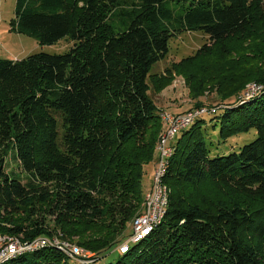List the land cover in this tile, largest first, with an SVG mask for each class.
Wrapping results in <instances>:
<instances>
[{
    "label": "trees",
    "instance_id": "1",
    "mask_svg": "<svg viewBox=\"0 0 264 264\" xmlns=\"http://www.w3.org/2000/svg\"><path fill=\"white\" fill-rule=\"evenodd\" d=\"M11 25L40 46L64 38L72 46L0 59V235L23 243L59 235L98 256L120 244L114 233L144 200L164 129L152 69L173 37L201 32L208 42L165 76L219 50L251 65L242 79L263 88L249 100L245 86L225 95L235 77L222 66L194 76L195 93L217 85L222 102L192 108L215 112L173 142L164 221L114 264H264V0H17ZM218 127V145L253 128L257 137L222 155L210 133ZM9 158L21 174L7 171ZM206 183L221 191L204 193ZM69 260L46 247L5 264Z\"/></svg>",
    "mask_w": 264,
    "mask_h": 264
},
{
    "label": "rangeland",
    "instance_id": "2",
    "mask_svg": "<svg viewBox=\"0 0 264 264\" xmlns=\"http://www.w3.org/2000/svg\"><path fill=\"white\" fill-rule=\"evenodd\" d=\"M16 2L17 0H0V59L21 60L29 55L37 53L65 54L70 50L72 44L68 42L67 38H64L52 45L40 46L35 39L26 35H22L16 31H12L11 22L15 18ZM171 7L176 13H179V8L174 6ZM117 23H120L123 26L122 21L119 20ZM117 23L113 21V26L117 27ZM207 42L208 38L201 32H183L172 38L168 57L165 61L155 65L151 72L152 74L155 73V76L152 79V83L150 85V95L155 101V104L158 106L160 112H168L178 115L194 108L196 103H201L204 104V106L209 107L218 106L222 102V96L220 94L221 90L217 85L209 84L203 93L197 94L193 90V84L196 82L194 76L196 77L197 74L209 76L214 71V69L218 68L219 66L231 68L233 73L232 76L235 77V83L227 88L225 95H228L229 93L231 95L237 90L243 89L245 86L243 92H240V96L242 97L247 87L250 84L255 83H249V78H246L245 80L242 79L246 77L245 72L252 67L251 65L248 63H242V60L237 58H221L222 54L219 53V50L210 51L207 55L202 56L200 59L178 68V70L174 71L173 73L171 72L170 76H165V74H168L167 68L170 69L173 64H179L184 58L195 54L197 50H199ZM208 60L210 61L207 62ZM164 77L166 78L164 79ZM233 98L234 97L227 100V102L224 101L225 104H229L228 101L235 102L234 100L236 99L232 100ZM211 118H213V116L205 117L209 129L212 128L211 125L214 123L211 122ZM210 133L215 135L214 147H218L222 155L233 152L239 153L245 145L250 144L257 137V130L253 128L249 132H243L239 135L233 136L232 138H228L225 143L218 145L217 137L219 135V127L216 132L212 131ZM180 134L181 132L176 134L174 142L178 139ZM158 157L159 152L156 149L154 161L148 164V166L145 168L143 189L145 190L146 194L139 210L128 223V225L124 226L122 220L118 226L117 232L114 233L118 239L116 241L120 244H117L114 248L107 250V253L102 254L101 256H98L96 253L94 254L92 251L85 249L87 250V256L89 257L90 262H94L93 264H114L118 261L121 253L119 252V248L122 244L130 240L132 230L131 224L143 213L145 197L152 187V177ZM7 171H15L21 174V168L19 165L13 163L10 158L8 159ZM203 191L204 193L210 194L218 193L221 191V189L216 183H206ZM49 220L50 224L53 225V218H49ZM99 232H101V236L102 234L104 235V233H106L105 231L101 230H99ZM47 238L56 239L59 243L68 241L63 240L62 236L59 237V235H54ZM68 242L76 244L74 239ZM69 263L81 264L80 262L71 259L69 260Z\"/></svg>",
    "mask_w": 264,
    "mask_h": 264
},
{
    "label": "built area",
    "instance_id": "3",
    "mask_svg": "<svg viewBox=\"0 0 264 264\" xmlns=\"http://www.w3.org/2000/svg\"><path fill=\"white\" fill-rule=\"evenodd\" d=\"M262 88L263 86L252 83L247 87L242 96L249 100L258 94ZM214 112L215 110H210L207 107L192 109L178 115L160 112V119L164 124V129L160 133L156 144L159 157L153 172L152 187L145 197L143 213L133 222V231L130 240L122 244L119 248V252L122 254L128 253L132 245L148 238L164 221L170 198V189L165 184V178L170 159L175 152L173 142L176 134L192 126L198 118ZM57 241L56 239L41 237L32 242L23 243L19 237L0 235V264H5L7 261L13 260L18 256L46 247L57 248L70 259L82 264L92 263L87 256V250L81 246L68 241H63V243Z\"/></svg>",
    "mask_w": 264,
    "mask_h": 264
},
{
    "label": "crops",
    "instance_id": "4",
    "mask_svg": "<svg viewBox=\"0 0 264 264\" xmlns=\"http://www.w3.org/2000/svg\"><path fill=\"white\" fill-rule=\"evenodd\" d=\"M15 60H17V59H15ZM156 165V164H155Z\"/></svg>",
    "mask_w": 264,
    "mask_h": 264
}]
</instances>
